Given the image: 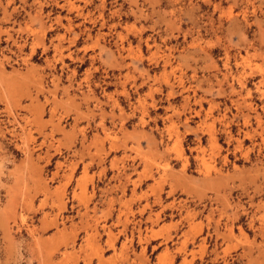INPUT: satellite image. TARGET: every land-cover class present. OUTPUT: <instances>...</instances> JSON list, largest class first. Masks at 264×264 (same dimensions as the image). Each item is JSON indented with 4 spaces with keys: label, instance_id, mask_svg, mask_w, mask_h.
Returning a JSON list of instances; mask_svg holds the SVG:
<instances>
[{
    "label": "rangeland",
    "instance_id": "obj_1",
    "mask_svg": "<svg viewBox=\"0 0 264 264\" xmlns=\"http://www.w3.org/2000/svg\"><path fill=\"white\" fill-rule=\"evenodd\" d=\"M0 264H264V0H0Z\"/></svg>",
    "mask_w": 264,
    "mask_h": 264
},
{
    "label": "crops",
    "instance_id": "obj_2",
    "mask_svg": "<svg viewBox=\"0 0 264 264\" xmlns=\"http://www.w3.org/2000/svg\"><path fill=\"white\" fill-rule=\"evenodd\" d=\"M83 45V44H82ZM128 62V61H127ZM126 64V63H125ZM128 73H131V75L134 77V78H136V80H135V82H134V85L136 86V85H138L139 84V82H140V80L141 79H138V77H137V73H135L132 69H129V72ZM209 76V75H208ZM197 78H198V76H197ZM199 79V78H198ZM202 79V75H200V80ZM215 82H214V80H211V83H210V85H207V84H204L203 86H202V90H209V92L210 93H207V94H209V97H205V95H206V93L205 92H201V93H198V94H196L197 96H199V97H202V98H205L206 100H211V101H214L215 100V97L214 96H216V94H217V87H215ZM148 85L149 84H145L144 85V89H142L140 92L141 93H144L145 91H146V88L148 87ZM129 87H130V84H127V90H129ZM158 96L156 95L155 97H154V100H155V98H157ZM159 100H160V98H159ZM147 103H149V101L147 100ZM148 112H149V114H153L152 113V111L151 110H148ZM135 118H138V115L135 117ZM136 120V119H135ZM143 217V216H142ZM144 218V217H143ZM158 242V240L157 239H155V240H151L150 242H149V246H150V248L151 247H153V246H155V245H151V244H153V243H157Z\"/></svg>",
    "mask_w": 264,
    "mask_h": 264
}]
</instances>
